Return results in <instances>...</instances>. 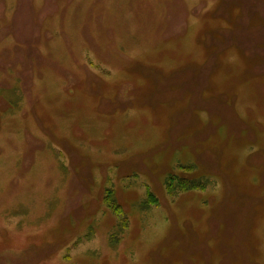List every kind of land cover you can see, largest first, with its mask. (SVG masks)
Segmentation results:
<instances>
[{
  "label": "rangeland",
  "instance_id": "rangeland-1",
  "mask_svg": "<svg viewBox=\"0 0 264 264\" xmlns=\"http://www.w3.org/2000/svg\"><path fill=\"white\" fill-rule=\"evenodd\" d=\"M0 264H264V0H0Z\"/></svg>",
  "mask_w": 264,
  "mask_h": 264
},
{
  "label": "trees",
  "instance_id": "trees-1",
  "mask_svg": "<svg viewBox=\"0 0 264 264\" xmlns=\"http://www.w3.org/2000/svg\"><path fill=\"white\" fill-rule=\"evenodd\" d=\"M171 177V176H170ZM170 177L167 179V186H172L171 184H170V181H174V179H171L170 180ZM168 181H169V183H168ZM188 181H194V184L192 185V184H190L188 187L189 188H192V187H197V188H203L205 185H204V183L202 182H196L195 180H188ZM111 199H109V201H108V203H109V205L112 207V210H113V212L114 213H116V214H118V213H120L121 212V210H120V207L119 206H115V207H113L112 205H111V201H110ZM152 200V199H151ZM120 226L121 227H123V222H121V224H120Z\"/></svg>",
  "mask_w": 264,
  "mask_h": 264
}]
</instances>
